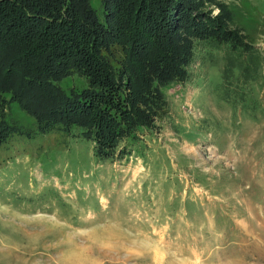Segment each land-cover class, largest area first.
<instances>
[{"label": "rangeland", "instance_id": "obj_1", "mask_svg": "<svg viewBox=\"0 0 264 264\" xmlns=\"http://www.w3.org/2000/svg\"><path fill=\"white\" fill-rule=\"evenodd\" d=\"M195 2L254 14L264 57V0ZM224 55L197 45L167 113L120 159L96 163L92 141L58 131L2 147L0 264H264V62L244 107L224 99Z\"/></svg>", "mask_w": 264, "mask_h": 264}, {"label": "trees", "instance_id": "obj_2", "mask_svg": "<svg viewBox=\"0 0 264 264\" xmlns=\"http://www.w3.org/2000/svg\"><path fill=\"white\" fill-rule=\"evenodd\" d=\"M220 5L212 17L195 0H0V149L58 131L92 141L96 163L128 155L167 113L164 91L188 79L197 45L225 54L224 99L251 106L264 57L248 26L262 22Z\"/></svg>", "mask_w": 264, "mask_h": 264}]
</instances>
